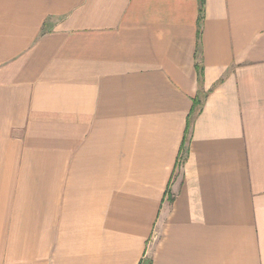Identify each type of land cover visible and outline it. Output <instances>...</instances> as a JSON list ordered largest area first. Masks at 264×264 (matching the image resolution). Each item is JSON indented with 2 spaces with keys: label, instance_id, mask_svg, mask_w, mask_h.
<instances>
[{
  "label": "crops",
  "instance_id": "1",
  "mask_svg": "<svg viewBox=\"0 0 264 264\" xmlns=\"http://www.w3.org/2000/svg\"><path fill=\"white\" fill-rule=\"evenodd\" d=\"M145 260L264 264V0H0V264Z\"/></svg>",
  "mask_w": 264,
  "mask_h": 264
},
{
  "label": "trees",
  "instance_id": "2",
  "mask_svg": "<svg viewBox=\"0 0 264 264\" xmlns=\"http://www.w3.org/2000/svg\"><path fill=\"white\" fill-rule=\"evenodd\" d=\"M203 3H204V0H200V15H201V12H202V8H203ZM201 18V16H200ZM201 20V19H200ZM198 35H199V30H198ZM196 70H197V73H198V82H200L201 80V73H202V67L198 64L196 65ZM201 106V102L198 98L194 99L193 101V105H192V111H191V114H193V112L197 109V108H200ZM149 261V260H148Z\"/></svg>",
  "mask_w": 264,
  "mask_h": 264
},
{
  "label": "water",
  "instance_id": "3",
  "mask_svg": "<svg viewBox=\"0 0 264 264\" xmlns=\"http://www.w3.org/2000/svg\"><path fill=\"white\" fill-rule=\"evenodd\" d=\"M143 264H149V261L148 260H145Z\"/></svg>",
  "mask_w": 264,
  "mask_h": 264
}]
</instances>
